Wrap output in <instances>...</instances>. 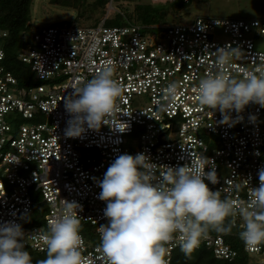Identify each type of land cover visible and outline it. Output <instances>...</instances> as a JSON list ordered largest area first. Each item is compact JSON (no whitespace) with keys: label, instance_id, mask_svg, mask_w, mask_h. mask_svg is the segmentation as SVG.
Segmentation results:
<instances>
[{"label":"built area","instance_id":"1","mask_svg":"<svg viewBox=\"0 0 264 264\" xmlns=\"http://www.w3.org/2000/svg\"><path fill=\"white\" fill-rule=\"evenodd\" d=\"M101 1L114 10L115 0ZM108 20L106 16L92 27L60 23L33 32L18 54L31 71L28 86H21L7 69L3 43L8 32L0 30V223L15 221L22 227L34 206L43 203L44 224L24 233L25 247L46 255L42 242L31 236L62 214V200L75 201L82 208V255L92 264H103L97 251L99 227L108 224L97 181L119 155L143 153L157 166L180 167L202 153L214 161L219 180L215 185L205 182L222 199L230 195L248 200L264 168V108L249 104L242 113H230L233 121L242 116L240 122L224 124L221 112L202 106L194 90L201 78L218 71L220 48L242 52L232 60L231 76L264 61V50L257 45L264 39V13L255 19L197 18L161 27L128 19L109 26ZM107 61L123 86L117 111L98 130L85 125L81 136H66L70 115L65 98ZM172 83L178 86L174 99L165 92ZM239 230L208 233L197 249H207L228 264H264V244L258 250L246 248ZM169 248L171 262L173 251L180 248L178 239Z\"/></svg>","mask_w":264,"mask_h":264},{"label":"clouds","instance_id":"2","mask_svg":"<svg viewBox=\"0 0 264 264\" xmlns=\"http://www.w3.org/2000/svg\"><path fill=\"white\" fill-rule=\"evenodd\" d=\"M217 52L218 71L201 78L194 90L202 106L218 109L221 123L231 125L243 119L238 115L233 121L232 111L242 113L249 104L264 108V61L253 69L241 67L237 76H231L228 69L241 50L229 47ZM113 76L112 62L107 61L65 98L70 115L66 136H81L85 125L98 130L114 115L123 98V86ZM177 87L169 84L167 97L174 99ZM161 110H165L163 106ZM206 167L211 170L206 172ZM258 177L259 186L251 187L248 200L230 195L222 199L221 192L211 190L205 182L215 185L219 180L214 161L202 153L180 167L157 166L143 153L119 155L97 181L108 219V224L99 227L97 251L103 264H170L169 245L176 239L181 252L191 259L209 231L230 234L234 228L240 229L238 235L246 248L258 250L264 244V168ZM62 204V214L50 219L46 230L41 228L38 235L31 236L46 249V258L36 264H92L82 255L84 240L78 215L82 208L75 201L62 200ZM0 264H33L25 250V233L15 221L0 223Z\"/></svg>","mask_w":264,"mask_h":264},{"label":"rangeland","instance_id":"3","mask_svg":"<svg viewBox=\"0 0 264 264\" xmlns=\"http://www.w3.org/2000/svg\"><path fill=\"white\" fill-rule=\"evenodd\" d=\"M98 0H33L31 6L30 35L42 28L60 23L80 27L96 26L106 16L111 20H136L135 8L151 5L163 10L153 26L189 24L197 18L255 19L264 13V0H115L114 10L108 5L100 7ZM174 5V3H176ZM141 24V23H138ZM264 50V39L257 43ZM261 261L260 258L255 260Z\"/></svg>","mask_w":264,"mask_h":264},{"label":"trees","instance_id":"4","mask_svg":"<svg viewBox=\"0 0 264 264\" xmlns=\"http://www.w3.org/2000/svg\"><path fill=\"white\" fill-rule=\"evenodd\" d=\"M33 0H0V30L8 32V38L3 43L6 53V67L19 80L21 86H28L32 83V75L29 67L18 59V54L29 44L26 35L29 34L31 27V6ZM100 7H105V1L98 0ZM177 4L174 3V5ZM135 23L144 25H155L158 23V17L163 16V10L151 5H142L135 8ZM107 25H123L119 19L108 20ZM99 24V22H97ZM96 24V25H97ZM45 206L43 203H37L32 212H30L22 223V229L25 231L29 227L42 226L44 224ZM209 234H221L215 231H209ZM226 235V234H225ZM228 242L235 248L241 249V244L236 242L231 236L227 237ZM25 250L32 256L33 264L37 260L46 258L45 254H40L25 247ZM243 254L241 259H243ZM170 264H228L225 261L217 260L211 251L207 249H196L191 259L187 258L180 248L175 249L172 254Z\"/></svg>","mask_w":264,"mask_h":264},{"label":"bare ground","instance_id":"5","mask_svg":"<svg viewBox=\"0 0 264 264\" xmlns=\"http://www.w3.org/2000/svg\"><path fill=\"white\" fill-rule=\"evenodd\" d=\"M155 1H157V0H155Z\"/></svg>","mask_w":264,"mask_h":264}]
</instances>
